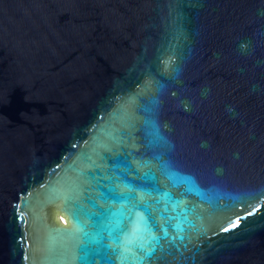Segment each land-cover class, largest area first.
Here are the masks:
<instances>
[{"label":"water","instance_id":"95a60500","mask_svg":"<svg viewBox=\"0 0 264 264\" xmlns=\"http://www.w3.org/2000/svg\"><path fill=\"white\" fill-rule=\"evenodd\" d=\"M0 264H264V0H0Z\"/></svg>","mask_w":264,"mask_h":264},{"label":"snow or ice","instance_id":"6c2138e0","mask_svg":"<svg viewBox=\"0 0 264 264\" xmlns=\"http://www.w3.org/2000/svg\"><path fill=\"white\" fill-rule=\"evenodd\" d=\"M252 214H254V213H251V212L249 213V215H252ZM18 219H22V217L18 216ZM240 219L241 218L238 217L234 222L231 223V225L229 227H225L223 229V231L228 232V231H231L234 228L239 227V225H240Z\"/></svg>","mask_w":264,"mask_h":264},{"label":"bare ground","instance_id":"6f19581e","mask_svg":"<svg viewBox=\"0 0 264 264\" xmlns=\"http://www.w3.org/2000/svg\"><path fill=\"white\" fill-rule=\"evenodd\" d=\"M63 222H66V221L63 219Z\"/></svg>","mask_w":264,"mask_h":264}]
</instances>
